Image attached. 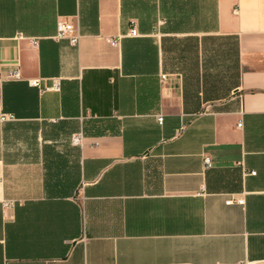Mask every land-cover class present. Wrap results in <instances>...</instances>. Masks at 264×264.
Instances as JSON below:
<instances>
[{
	"label": "crops",
	"instance_id": "obj_1",
	"mask_svg": "<svg viewBox=\"0 0 264 264\" xmlns=\"http://www.w3.org/2000/svg\"><path fill=\"white\" fill-rule=\"evenodd\" d=\"M0 264H264V0H0Z\"/></svg>",
	"mask_w": 264,
	"mask_h": 264
},
{
	"label": "built area",
	"instance_id": "obj_2",
	"mask_svg": "<svg viewBox=\"0 0 264 264\" xmlns=\"http://www.w3.org/2000/svg\"><path fill=\"white\" fill-rule=\"evenodd\" d=\"M57 30H58L57 38H65V37H68L70 39V42H71L72 45H78V43L80 41V35L75 34V31L76 30H75V27H74V25H73V23H72L71 20H66V19L65 20H62V19L59 20L57 22ZM130 34H132V35H138L139 34L138 29L135 28V26H133L132 29H131ZM108 41L112 45L113 44L114 45H119L118 44L119 37L109 38ZM9 77L14 78V79H19V77H20V70H19V68L11 71L9 73ZM167 78H168V75L161 74V81L164 82V81L167 80ZM32 83L34 85H39L40 84V80L39 79H34V81H32ZM11 117H12L11 115L5 113L1 118H2V120H4V119L11 118ZM158 120H159V122H162L163 118L159 117ZM82 136H83L82 133H74L72 135V137H71V141L75 145H80V144H82V141H83L82 140V138H83ZM210 163H211V161H210L209 158L205 159V164L206 165H210ZM253 173H255V172H253ZM232 202H235V203L243 206L245 204L246 200L243 199V198L230 199L227 202V204L228 203L230 204ZM12 205H13V201H11V200H6L4 202V206L6 208H10V207H12Z\"/></svg>",
	"mask_w": 264,
	"mask_h": 264
}]
</instances>
